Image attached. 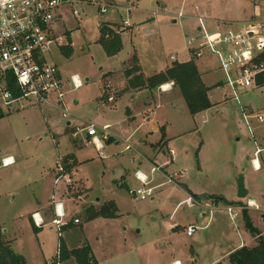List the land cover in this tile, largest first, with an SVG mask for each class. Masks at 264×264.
I'll return each instance as SVG.
<instances>
[{"label":"rangeland","instance_id":"374dc122","mask_svg":"<svg viewBox=\"0 0 264 264\" xmlns=\"http://www.w3.org/2000/svg\"><path fill=\"white\" fill-rule=\"evenodd\" d=\"M136 6L138 9L130 18L131 27H121L123 47L115 56H108L98 40L103 22L122 21L119 12L110 10L101 14L95 8H82L76 17L63 8V19L57 29L70 36L72 52L67 55L56 49L53 61L63 79L71 80L78 75L83 85L78 89L69 87L68 100L74 104L71 120L64 119L58 108L44 112L39 106L0 116V161L7 154L14 155L17 161L15 165L0 166V218H19L36 201L35 197L44 195L42 191L46 190L49 201L56 161L60 154L72 152L77 154L79 163L75 168V184L70 188L76 201L70 205L81 210L74 216L83 227L87 226V233L80 235L81 223L65 234L66 239L77 243L80 237L84 241L88 237L106 255L121 247L130 251L137 245L145 246L146 251L139 259L131 254L129 264H168L172 255L193 257L197 264H207L243 237L255 239L243 218L232 220L229 205L255 199L260 210L252 209V214L264 232L263 153L259 156L262 163L259 170L255 171L251 162L256 145L264 147V122L253 118L248 126L240 105L250 104L254 113L264 112V85L241 97L242 102L224 100V90L214 88L211 96L216 105L192 115L176 85L165 92H161V87L146 91L148 98L142 100L140 94L135 99L130 94L119 96L108 87L107 78L125 63L133 64L134 56L140 59L148 75L170 66L172 54L181 62L194 60L186 35H198L197 16L222 21L247 20L264 11V0H139ZM179 12L184 13L183 18H177ZM195 62L203 72L204 82L209 84L221 78L217 61L208 50ZM110 95L115 96L114 102L107 100ZM68 121L94 123L97 129L111 125L109 133L113 138L105 141L106 157H101L89 140L91 137L82 135L75 139ZM162 124L166 136L162 129L153 128ZM163 137L169 138L170 147L177 151L173 161L169 147L159 144L158 150L154 148ZM127 139L133 145L131 150L125 149ZM137 149L150 158L155 154L157 164L171 161L165 168L170 174L182 170L188 174L181 176L178 184L167 182V175L158 172L151 186L165 184L155 189L154 199L136 198L133 191L140 184L135 171L142 169L149 173L152 162L139 158L132 163ZM240 174L249 191L246 199L237 195ZM194 195L201 198L197 200ZM212 195L224 200L218 202L208 197ZM104 200L118 203L119 216L86 225L85 209L100 208L107 202ZM175 222L182 227L169 231L168 225ZM190 223L202 227L193 236H188L185 229ZM49 228L57 234L55 226ZM23 238L26 241L29 238L26 231ZM123 261L106 263L124 264Z\"/></svg>","mask_w":264,"mask_h":264},{"label":"built area","instance_id":"2783aa9c","mask_svg":"<svg viewBox=\"0 0 264 264\" xmlns=\"http://www.w3.org/2000/svg\"><path fill=\"white\" fill-rule=\"evenodd\" d=\"M139 0H0V110L3 113L25 109L30 106L42 107L52 104L51 98L56 99L55 106L61 111L64 119L72 115V108L66 101L69 87L73 85L78 89L83 85L78 75H73L71 80L62 78L58 65L53 61L54 50H61L69 44L67 32H60L57 27L63 19V8H68L76 17L80 15L82 8H95L99 13L105 14L112 10L121 14V22L118 24L123 28L131 27L130 18ZM184 13L179 12L177 18H183ZM198 35H186L187 47L194 60L203 58L208 50L217 61L218 69L222 76L214 83V88L224 90V98L236 99L241 102V93L260 86L259 79L264 77V11L257 15L239 21H222L209 19L202 15L197 16ZM104 23V22H103ZM101 26V24H100ZM102 27V26H101ZM171 60L177 61L176 55L170 56ZM170 85V88L174 85ZM162 91H167L164 85L160 86ZM211 97V93H209ZM109 102L114 101V96L107 97ZM241 104V103H240ZM243 119L250 126V120L257 118L264 122V112L254 113L241 104ZM73 137L85 135L100 152L101 157H106L105 141L111 138V125L106 124L102 129H97L94 123L73 124ZM90 142V141H89ZM133 145L127 139L125 149L131 150ZM262 148L257 147L254 157L251 159L256 170L261 168L259 156L263 153ZM169 155L173 161L177 151L169 147ZM143 158L149 161L142 153L132 159ZM3 166H9L14 160L3 158ZM150 172L142 169L135 171V177L140 186L133 191L136 198L147 199L155 196V189L165 184L160 183L151 186L155 174L161 172L167 175L169 183L179 184V178L187 175L182 170L179 173L168 174L164 170L171 161L163 164L150 162ZM72 160L66 155H59L53 170L54 192L51 202L54 207L55 217L52 223L56 225L60 237L63 235V227L69 224L65 202L59 197L60 189H65L73 198L75 169ZM260 210L259 204L252 199L239 202L227 207L228 213L234 222L243 218V211L248 209ZM32 219L37 227L45 224L40 212H34ZM80 223L79 218L74 219ZM197 225L191 224L187 227V234L194 235L199 229ZM52 264H62L60 245L58 253ZM174 264H181L180 261Z\"/></svg>","mask_w":264,"mask_h":264},{"label":"crops","instance_id":"0c3cea01","mask_svg":"<svg viewBox=\"0 0 264 264\" xmlns=\"http://www.w3.org/2000/svg\"><path fill=\"white\" fill-rule=\"evenodd\" d=\"M198 62H196L197 65H198ZM129 63H130V61L125 63V65L123 66V68L120 71H118V72L117 71L116 72L113 71L111 74L108 75V78H107L108 83H109L108 87L109 88L111 87V89H113V91H115V93H118L119 96H123L125 94H130L135 99L137 97V95L140 94L141 99L145 100V99L148 98V95L144 94V92L146 93V91H149L150 89H148V88H143V89L129 88L127 91H123L124 89H126L128 87V77L126 76L125 70H126V68L132 66V64L131 63L129 64ZM136 64L141 67V72L144 74V76H146V77L152 76V75L146 74V71H145L143 65L141 64L139 58H138V61H137ZM167 67L168 66L164 67L159 72L164 71ZM198 68L200 70L199 65H198ZM159 72H157V73H159ZM157 73H155V74H157ZM201 74H202L203 81H205L204 78H203V72H201ZM217 80L218 79L212 81V83H209V84L206 83V82H204V83L207 86H214V83ZM166 84L172 85L173 83L172 82H168ZM258 87L261 88V87H263V85H260ZM258 87L253 88V90L256 89V88L259 89ZM213 89H214V87H213ZM153 90H155V89H153ZM211 91H210V93H211ZM249 91H251V90H249ZM249 91L242 92L241 93V97H243L244 95L248 94ZM69 92H70V90L68 89V93ZM119 92H122V93L119 94ZM161 92H165V91H161ZM68 93L66 95V101L72 107V106H74V104L68 100ZM212 97L213 96L210 97L211 101H212ZM241 97H240V99H241ZM115 100H116V98L114 96V101ZM224 100H228V99L224 98ZM50 101H51L52 104H46V105L40 107L42 111L48 110L49 112H52V111H54V109L57 110V108L55 106H53V104H55V102H56L55 97L53 96ZM114 101H112V102H114ZM241 102H242V100H241ZM145 105H147V102H145ZM214 105H216V104L214 103ZM243 106H245L246 108L252 110V107H251L250 104L243 105ZM129 112L131 113L132 111L129 110ZM3 114H5V113H3ZM133 116H134V114H132L131 117H133ZM45 119H46V117H45ZM69 123H70V121H68V126H69ZM164 124H162V126L155 125L153 128H154V130L162 129L164 131L165 130V125ZM69 127H67V128H69ZM164 133H165V136H166V131H164ZM46 135H48V134H46ZM112 138L113 137L111 136V139ZM161 140H160V142H158L154 146V148L156 150L159 149V144L165 145L166 148L170 147V139L169 138H165L164 137ZM145 143H147V142L145 141ZM256 146L260 147L258 145H256ZM260 148L264 149V147H260ZM137 150H138V152H140V149H137ZM141 153H142V151H141ZM142 154H144V153H142ZM68 155L69 156H73V158L75 160L74 169L77 168L78 167V163H79V160L77 159V154L69 152V153L66 154V156H68ZM263 155H264V150H263ZM8 157L12 158L14 160V163L11 164V165H15L17 163L14 155H12V154L4 155L2 157V159L3 158H8ZM145 157L147 159H150L152 162H154L153 158H156L157 156L154 154V156L151 157V158L147 157V156H145ZM134 158H135V156L133 157V159ZM249 158H250V156H248V159ZM259 164L262 167V163L260 162ZM11 165H9V166H11ZM4 167H8V166H4ZM164 170L166 171V173L170 174L167 169H164ZM255 171H257V170L255 169ZM124 175H122V176H124ZM48 192H49V197H48L49 201H48V199L45 196L46 190H45V192L42 191V193L44 195L40 196L38 198L35 197L36 201L31 203L30 206L27 207V210H25L26 213L21 214L19 218L18 217L17 218H14V217L10 218L9 217L8 219H4V220H2L0 218V225H1L2 229H3V233L5 234L6 240L11 242V246H12L13 250L16 253L21 254V255H23L26 258L27 264H52V261L55 260V257H56V255L58 253V249H59V245H60V241L61 240H63L66 243V245L68 246L69 249H74V248H77V247H81L85 243H89L90 246L93 249L95 257L98 260V264H105L107 261L117 262V261H119L121 259L122 260L125 259V261H123L124 264H129V258L131 256V254H133L135 256V259H139L140 256L145 253L146 247L143 246V245H137V246L133 247L132 249H130V251H129V249H125V248L121 247V248L117 249L116 252L114 250H112V252L110 254L106 255L105 254L106 251L104 249L97 248L95 245H93V243L90 241V239L88 237H86L85 241L82 240V238L80 237L77 240L78 241L77 243L76 242L74 243V242L66 239L65 238V234L67 232H69L72 228L80 225L82 222H80V223H75L74 222V219L77 218L74 215L77 213V211H81V210H77V209L71 207L70 203L72 201H76V199H75L74 196H73L74 199L70 198L69 196L71 194L70 193H66V190L63 189V188L60 189V191L58 192V195L65 202V207H66V211H67L66 220L69 221V224L63 227V235H62V237H60L59 234H58V230H57L56 225H54L52 223V220L55 217L54 207H53L52 202H51V195L54 192L53 179H52V189L49 190ZM152 199H154V197ZM97 200H100V199H97ZM252 200H253V198H252ZM104 201L108 202V201H111V200H104ZM104 201H102V202H104ZM113 201H115V200H113ZM116 204L118 205L117 202H116ZM118 208H119V206H118ZM34 212H40V214L42 215V217L44 218V221H45L44 226L37 227L34 224V221L32 219V214ZM250 213H251L250 216L252 217L254 225L256 227H258L256 225L255 217L252 214V209L250 210ZM205 215H206V213H204V216ZM98 220L107 221L109 219L108 218H104V217H98V218H95V219H92V220H89V221H84V222H86V225H88L89 223H93V222L98 221ZM191 224L196 225L195 223H190V224H188V226L191 225ZM49 226H55L57 234L53 233L52 231H55V230H53L52 228H49ZM81 226H82V232H80V235H85L87 233V226L83 227V223H82ZM181 227H182V225L179 224L178 222L170 223L168 225V230L173 232L175 230H178ZM187 227L185 228L186 230H187ZM258 228H260V227H258ZM25 231L29 235V238H28L27 241L24 240V238H23V232H25ZM260 232H261V235H264V232L262 231L261 228H260ZM245 233H246V231H245ZM254 238L255 239L252 240V238L250 236L248 238H244L243 237L240 241H238L235 244H232L228 249H226L224 252L220 253V255L215 257L213 260H211L207 264H232L230 262V259H229V256H230L231 252H233L234 250L242 247L243 245L256 246L257 245V237H254ZM136 252H138V253L136 254ZM176 261H180L181 264H197V259H195V258L193 259V257H188V258L185 259V258H182L181 256H177V255H172V257L169 258V260H167V263L168 264H174V262H176ZM67 262H72V264H77L74 259H70L68 261H62V264H65ZM106 264H108V263H106Z\"/></svg>","mask_w":264,"mask_h":264},{"label":"trees","instance_id":"16d2710c","mask_svg":"<svg viewBox=\"0 0 264 264\" xmlns=\"http://www.w3.org/2000/svg\"><path fill=\"white\" fill-rule=\"evenodd\" d=\"M101 35L99 42L103 46L108 56L117 55L122 47V31L120 24H111L104 22L101 27ZM62 51L69 55L72 52V46L68 45L62 48ZM131 67L126 68L125 73L128 77L129 88H148L150 90L156 89L168 82H174L182 92L184 99L188 105L189 111L192 115H197L203 111L210 109L214 103L210 98V91L213 86H207L202 74L196 64L195 60L189 61H174L164 71L146 77L141 72V67L137 65L138 58L134 56ZM259 85H264V77H261L258 82ZM122 91V92H123ZM122 92H119L122 93ZM4 115L0 110V116ZM164 138V137H163ZM111 140V138L109 139ZM162 141V140H161ZM68 160H72V166H75L73 156H66ZM198 200L201 196L194 195ZM216 201H220V196H208ZM86 221L104 217L113 219L119 216V208L115 201L111 200L104 203L100 208L89 206L85 209ZM243 219L246 229L257 237L256 246L243 245L242 247L231 252L229 259L232 264H264V236L261 235L259 229L254 225V222L246 209L243 211ZM61 260L68 261L74 259L77 264H98V260L94 255L93 249L89 243H85L81 247L69 249L66 243L60 241ZM0 264H27L26 258L16 253L11 242L6 240L3 229L0 225Z\"/></svg>","mask_w":264,"mask_h":264},{"label":"water","instance_id":"95a60500","mask_svg":"<svg viewBox=\"0 0 264 264\" xmlns=\"http://www.w3.org/2000/svg\"><path fill=\"white\" fill-rule=\"evenodd\" d=\"M2 165V161H0V166ZM238 198L239 199H246L248 197V189L246 187L245 178L242 174L239 175L238 178ZM135 196V194H133ZM221 200H224V197H220Z\"/></svg>","mask_w":264,"mask_h":264},{"label":"bare ground","instance_id":"6f19581e","mask_svg":"<svg viewBox=\"0 0 264 264\" xmlns=\"http://www.w3.org/2000/svg\"><path fill=\"white\" fill-rule=\"evenodd\" d=\"M164 87H165V89H169L170 88V84H164ZM10 160L12 159V158H9ZM257 164H259L258 162H257Z\"/></svg>","mask_w":264,"mask_h":264}]
</instances>
